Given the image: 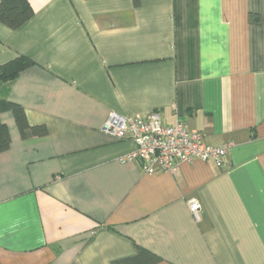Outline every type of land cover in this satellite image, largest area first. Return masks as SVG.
I'll return each instance as SVG.
<instances>
[{
    "label": "crops",
    "instance_id": "obj_1",
    "mask_svg": "<svg viewBox=\"0 0 264 264\" xmlns=\"http://www.w3.org/2000/svg\"><path fill=\"white\" fill-rule=\"evenodd\" d=\"M27 1L20 28L0 24V65L33 64L0 101L47 136L22 139L0 112V264H113L136 248L155 264H264V0ZM111 113L233 147L223 168L145 175L118 162L135 145L102 132Z\"/></svg>",
    "mask_w": 264,
    "mask_h": 264
},
{
    "label": "built area",
    "instance_id": "obj_2",
    "mask_svg": "<svg viewBox=\"0 0 264 264\" xmlns=\"http://www.w3.org/2000/svg\"><path fill=\"white\" fill-rule=\"evenodd\" d=\"M102 132L116 140H129L135 149L118 159L120 164L136 163L145 175L173 173L182 163L213 161L217 167L226 166L233 143L220 147L208 146L199 132L189 131L182 123L165 124L157 113L145 118L122 117L111 113ZM189 211L198 220L200 206L188 201Z\"/></svg>",
    "mask_w": 264,
    "mask_h": 264
},
{
    "label": "trees",
    "instance_id": "obj_3",
    "mask_svg": "<svg viewBox=\"0 0 264 264\" xmlns=\"http://www.w3.org/2000/svg\"><path fill=\"white\" fill-rule=\"evenodd\" d=\"M32 10L27 0H0V24L11 31L20 28L32 16ZM251 24L257 23V18L250 16ZM32 60L25 56H18L0 65V82L15 80L19 73L32 65ZM10 111L15 119L22 139L43 138L47 136V130L43 125H29L26 121L23 109L12 103L0 101V112ZM10 145V137L7 126L0 121V153L6 151ZM158 258L140 248H136L133 258L114 262L113 264H155Z\"/></svg>",
    "mask_w": 264,
    "mask_h": 264
}]
</instances>
